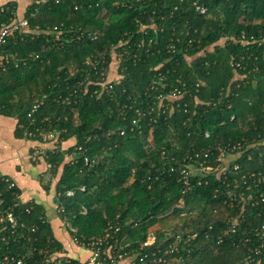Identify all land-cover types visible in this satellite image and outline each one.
Masks as SVG:
<instances>
[{
    "label": "trees",
    "instance_id": "1",
    "mask_svg": "<svg viewBox=\"0 0 264 264\" xmlns=\"http://www.w3.org/2000/svg\"><path fill=\"white\" fill-rule=\"evenodd\" d=\"M17 8H0V24ZM26 18L32 34H15L0 49V116L17 120V139L41 145L61 221L73 215L87 240L113 226L140 241L172 212L174 231L199 233L194 264H245L248 256L264 264V204L246 209L236 233L222 234L240 212L226 203L247 197L235 188L242 175L264 167V0H30ZM62 25L60 41L44 36ZM175 89L179 99L159 98ZM43 134L57 144L38 143ZM238 144L246 156L235 171L217 159L220 148ZM192 146L210 153L206 167L228 165L225 175L193 172L187 185L185 176L160 171ZM0 190L6 207L17 206L13 180L3 175ZM43 211L21 203L16 212L40 226L39 248L58 251Z\"/></svg>",
    "mask_w": 264,
    "mask_h": 264
},
{
    "label": "built area",
    "instance_id": "2",
    "mask_svg": "<svg viewBox=\"0 0 264 264\" xmlns=\"http://www.w3.org/2000/svg\"><path fill=\"white\" fill-rule=\"evenodd\" d=\"M64 1L42 0V5L48 3L58 5L64 3ZM76 9H79L77 4ZM197 10L204 15L207 14L205 8L197 7ZM34 16V14L31 15V17ZM15 17L11 18L9 22L0 24V49L15 34L25 36L32 34L29 19ZM36 30L40 29L36 28ZM62 33H64L63 25L48 28L43 34L44 36H51L56 41H60L63 37ZM87 36L92 40H96L97 33L91 32ZM82 37L84 36L82 35ZM5 59V56H0V61ZM182 95L183 92L180 89H175L167 96L160 95L159 98L163 100L169 97L171 100H176ZM185 112H190L187 106H185ZM206 137H210L208 132L206 133ZM256 146L257 144L249 146L247 150H252ZM34 150L33 157L36 159L42 152L41 150ZM209 155V152L197 150L192 146L186 150L184 154L185 158L182 162L177 165L170 164L168 167L164 166L160 168V171L163 174L178 173L185 176L187 185L190 183L189 177L193 172H199V174H205V176L210 173L219 172L220 176H224L228 165L225 168L206 167L205 159ZM242 156H246V149L243 144H238L237 146L230 147L229 152H227L226 148H220L217 161L220 163H229L232 165L233 170L238 171L242 168L241 163H239ZM247 160L251 163L253 162L252 157H249V155ZM250 171L251 173L242 175L243 184H237L235 187L236 189H244L241 192L247 195V197L240 200L239 204L237 198L232 197L230 202L226 203L229 209L233 210L236 207L240 212L228 220L227 224L229 228L222 232L224 235H228L230 232L236 233L244 217H246L245 212L249 206L256 207L264 204V191L261 190L264 186V167L258 173L253 170ZM2 176L0 173V179ZM3 181H6L5 178ZM13 187H15V184L11 185V188ZM69 195H72V193L69 192ZM15 203L17 206L6 207L3 193L0 190V264H64L69 259L65 248L62 247L58 251H52L50 247L48 249L39 248L40 238L38 237V233L40 226L29 225L23 222L16 212L21 203L19 201ZM184 207L183 202L176 205L178 210L184 209ZM26 213L30 214L31 209H26ZM181 216H184V214H180ZM171 218L172 212L158 217L160 221L150 227L145 238L140 241L132 240L128 234L123 232L121 227L111 226L103 232L101 237L90 240L79 237L77 230L74 227H70V243L74 247L77 246L90 253L88 259L89 264H194L193 254L198 244V232H191L187 229L174 231L173 225L169 230L162 228L153 229L154 226H159L158 223L167 219L170 220ZM261 232H264V226L261 227ZM253 263L254 260L248 256L245 264Z\"/></svg>",
    "mask_w": 264,
    "mask_h": 264
},
{
    "label": "crops",
    "instance_id": "3",
    "mask_svg": "<svg viewBox=\"0 0 264 264\" xmlns=\"http://www.w3.org/2000/svg\"><path fill=\"white\" fill-rule=\"evenodd\" d=\"M10 2H17L19 19L24 16L30 4V0H3L0 2V8ZM16 127L15 118L0 116V173L13 180L21 190L20 203L38 204L44 207L46 220L51 224L54 236L65 248L67 256L79 260L82 264H89L90 253L71 245L69 230L58 215L57 205L54 203L55 179L52 177L50 180L51 173L44 156L40 154L36 165L30 163V154L33 149L39 150L41 145H37L34 141L17 139ZM43 154L45 155L44 152ZM48 185L51 190L49 193L43 188Z\"/></svg>",
    "mask_w": 264,
    "mask_h": 264
},
{
    "label": "rangeland",
    "instance_id": "4",
    "mask_svg": "<svg viewBox=\"0 0 264 264\" xmlns=\"http://www.w3.org/2000/svg\"><path fill=\"white\" fill-rule=\"evenodd\" d=\"M3 0H0V2H2ZM15 1H17V0H15ZM119 59V58H118ZM116 61V60H115ZM112 67L114 66V64L113 65H111ZM116 68V67H115ZM117 72V71H116ZM115 72V73H116ZM53 135L52 134H43V141L42 142H38V143H42V144H49V145H56L57 144V138H56V136H54V137H52ZM45 139H47V140H45ZM65 148H66V146H65ZM32 154V153H31ZM31 154H30V156H31ZM52 179V174H50V180ZM56 204L58 205L59 203L58 202H56ZM73 217V215L71 216V217H68L67 215H66V217H65V220H64V226L70 231V227H73L72 225H73V221H72V218ZM75 217V216H74ZM161 225L162 226H154L153 227V229H158V228H162V229H164V230H169L170 229V226H171V223L170 222H163V223H161Z\"/></svg>",
    "mask_w": 264,
    "mask_h": 264
},
{
    "label": "clouds",
    "instance_id": "5",
    "mask_svg": "<svg viewBox=\"0 0 264 264\" xmlns=\"http://www.w3.org/2000/svg\"><path fill=\"white\" fill-rule=\"evenodd\" d=\"M167 214H168V213H167ZM165 215H166V214H165ZM173 219H174V215H172V218H171L170 220L167 219L168 221H167V220H164V221H162V222H160V223H158V224H159V226H162L161 223H163V222H170V223H171V221H172ZM155 225H156V224H155ZM171 226H172V225H171ZM171 226H170V227H171Z\"/></svg>",
    "mask_w": 264,
    "mask_h": 264
}]
</instances>
